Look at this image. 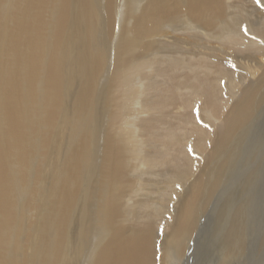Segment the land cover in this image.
I'll use <instances>...</instances> for the list:
<instances>
[{
	"label": "bare ground",
	"instance_id": "bare-ground-1",
	"mask_svg": "<svg viewBox=\"0 0 264 264\" xmlns=\"http://www.w3.org/2000/svg\"><path fill=\"white\" fill-rule=\"evenodd\" d=\"M200 243L264 264V0H0V264Z\"/></svg>",
	"mask_w": 264,
	"mask_h": 264
},
{
	"label": "rangeland",
	"instance_id": "rangeland-1",
	"mask_svg": "<svg viewBox=\"0 0 264 264\" xmlns=\"http://www.w3.org/2000/svg\"><path fill=\"white\" fill-rule=\"evenodd\" d=\"M197 249L199 251L198 255L199 256H202V257H200V259L203 260V261H201L202 264L204 262V259H205V261H207L206 260V258H207L209 261H211V260H213L217 256V253L214 251L213 247L211 245L206 244V243L205 244L200 243L199 244V247H197ZM194 262H193V264H194Z\"/></svg>",
	"mask_w": 264,
	"mask_h": 264
},
{
	"label": "snow or ice",
	"instance_id": "snow-or-ice-1",
	"mask_svg": "<svg viewBox=\"0 0 264 264\" xmlns=\"http://www.w3.org/2000/svg\"><path fill=\"white\" fill-rule=\"evenodd\" d=\"M260 2V0H257V3H259Z\"/></svg>",
	"mask_w": 264,
	"mask_h": 264
}]
</instances>
